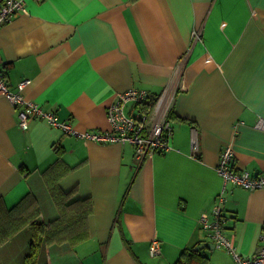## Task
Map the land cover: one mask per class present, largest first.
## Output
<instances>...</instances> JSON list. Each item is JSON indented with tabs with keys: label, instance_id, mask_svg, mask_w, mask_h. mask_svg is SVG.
I'll list each match as a JSON object with an SVG mask.
<instances>
[{
	"label": "crops",
	"instance_id": "obj_1",
	"mask_svg": "<svg viewBox=\"0 0 264 264\" xmlns=\"http://www.w3.org/2000/svg\"><path fill=\"white\" fill-rule=\"evenodd\" d=\"M22 1L25 13L0 25L9 90L29 80L23 95L78 133H108L107 108L130 88L150 100L162 94L176 117L168 149L139 158L129 143L82 140L41 119L22 130L21 107L0 94V206L30 194V209L47 221L57 216L50 181L90 196L88 239L53 261L174 264L182 250L205 245L213 246L204 248L208 264H236L199 219L212 220L219 203L225 148L240 170L264 172V0ZM221 197L224 234L250 258L261 245L264 189L228 186ZM26 230L2 246L21 236V258ZM154 240L158 257L148 251Z\"/></svg>",
	"mask_w": 264,
	"mask_h": 264
},
{
	"label": "built area",
	"instance_id": "obj_2",
	"mask_svg": "<svg viewBox=\"0 0 264 264\" xmlns=\"http://www.w3.org/2000/svg\"><path fill=\"white\" fill-rule=\"evenodd\" d=\"M18 13H25L22 0H3L0 5V25L8 22ZM28 83L29 80H24L17 84L16 91H11L5 85L0 70V94L12 105L21 107L18 112V125L22 130L28 129L30 121L41 119L50 126L82 140L97 143H129L134 147L135 154L139 158L153 154L156 150L165 152L168 149L166 142L172 131L167 120L170 102H166V97L162 94L157 96L153 103H149L146 102L148 93L145 90L130 88L119 94L115 102L107 108L108 133H78L67 122L59 121L53 112L45 111L38 104L27 99L23 92ZM128 107L131 108L130 113ZM142 108H147V110ZM257 127L264 130L263 119L258 121ZM216 173L222 180V190L217 197L219 203L223 200L221 196L228 186L240 187L248 191L264 189V172L252 175L246 170L237 168L233 152L229 147L220 153ZM219 203L213 208L212 220L207 213L201 214L199 219L201 229L209 231L214 240V246L230 252L236 264H264V228L260 236L261 245L258 251L250 258H242L235 252L231 241L224 234L225 220L221 215L222 210ZM148 251L151 257L159 256V243L156 240L152 241Z\"/></svg>",
	"mask_w": 264,
	"mask_h": 264
},
{
	"label": "trees",
	"instance_id": "obj_3",
	"mask_svg": "<svg viewBox=\"0 0 264 264\" xmlns=\"http://www.w3.org/2000/svg\"><path fill=\"white\" fill-rule=\"evenodd\" d=\"M154 100H150L148 93L146 102L153 103ZM175 117L173 108L170 107L167 120H174ZM180 121L185 122L184 119ZM59 163L61 161L57 160L48 166L43 174L51 173ZM48 192L57 216L47 221L38 218V208L30 209L36 204L35 198L30 194L10 209L0 206V245L27 226L29 243L19 264H70L62 258L53 261V257L58 254L64 256L67 252L75 254L76 247L88 239L87 220L93 212L90 196L81 195L74 190L63 192L55 180L49 182ZM208 259L204 249L195 251L194 248H188L180 252L174 264H208Z\"/></svg>",
	"mask_w": 264,
	"mask_h": 264
},
{
	"label": "rangeland",
	"instance_id": "obj_4",
	"mask_svg": "<svg viewBox=\"0 0 264 264\" xmlns=\"http://www.w3.org/2000/svg\"><path fill=\"white\" fill-rule=\"evenodd\" d=\"M165 104V102H164ZM23 238L21 236L13 244L2 246L0 249V261H3V264H19L20 263V248H23ZM93 244H91V247ZM158 257V256H157Z\"/></svg>",
	"mask_w": 264,
	"mask_h": 264
},
{
	"label": "water",
	"instance_id": "obj_5",
	"mask_svg": "<svg viewBox=\"0 0 264 264\" xmlns=\"http://www.w3.org/2000/svg\"><path fill=\"white\" fill-rule=\"evenodd\" d=\"M205 247L212 248L213 246H205V245H202V246L195 247L194 250L197 251L199 249H204Z\"/></svg>",
	"mask_w": 264,
	"mask_h": 264
}]
</instances>
